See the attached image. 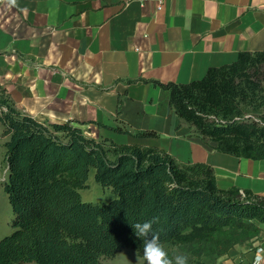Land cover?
<instances>
[{"label": "trees", "instance_id": "obj_1", "mask_svg": "<svg viewBox=\"0 0 264 264\" xmlns=\"http://www.w3.org/2000/svg\"><path fill=\"white\" fill-rule=\"evenodd\" d=\"M151 82L169 90L179 126L186 124L203 143L264 159V51H240L201 79ZM0 123L7 137L3 188L13 211V230L0 238V264H104L102 255L123 247L143 255L132 224L153 218L169 256L187 255L188 264H203L261 232L264 194L219 188L209 163L183 162L157 146L97 140L74 120L38 121L16 107L1 83ZM97 124L135 137L158 136L123 122ZM91 169L95 181L115 194L108 202L82 200L79 190Z\"/></svg>", "mask_w": 264, "mask_h": 264}, {"label": "crops", "instance_id": "obj_2", "mask_svg": "<svg viewBox=\"0 0 264 264\" xmlns=\"http://www.w3.org/2000/svg\"><path fill=\"white\" fill-rule=\"evenodd\" d=\"M244 50L264 51V0L0 2V83L19 110L41 122L74 120L97 140L157 146L183 162L209 163L219 188L264 194V159L216 151L189 135L169 90L151 82L201 79ZM97 122L158 136L135 137ZM261 228L258 237L203 264H253L264 248Z\"/></svg>", "mask_w": 264, "mask_h": 264}, {"label": "rangeland", "instance_id": "obj_3", "mask_svg": "<svg viewBox=\"0 0 264 264\" xmlns=\"http://www.w3.org/2000/svg\"><path fill=\"white\" fill-rule=\"evenodd\" d=\"M2 84V83H1ZM3 85V84H2ZM186 125V124H184ZM187 126V125H186ZM188 127V126H187ZM189 128V127H188ZM189 135H195L189 128ZM196 136V135H195ZM6 136L3 135V126L0 123V238L9 234L13 227V211L9 204L7 194L3 185L8 178V167L3 160ZM101 140V139H100ZM111 156V155H110ZM84 201L104 203L114 198L115 194L109 188H103L94 179L93 169L90 170L86 187L79 190ZM137 256L140 258L139 264H144L143 255L132 247H123L111 256H101L104 264H137ZM22 264H36L34 262H23Z\"/></svg>", "mask_w": 264, "mask_h": 264}, {"label": "clouds", "instance_id": "obj_4", "mask_svg": "<svg viewBox=\"0 0 264 264\" xmlns=\"http://www.w3.org/2000/svg\"><path fill=\"white\" fill-rule=\"evenodd\" d=\"M5 2V0H0ZM9 6H16L17 0H6ZM158 222V218L137 222L132 224L134 233L138 238L143 239V261L146 264H188V256L184 254H176L169 256L164 245L160 242L159 232L153 230V225ZM140 258L137 256V264ZM253 264H264V248H260L256 252Z\"/></svg>", "mask_w": 264, "mask_h": 264}]
</instances>
